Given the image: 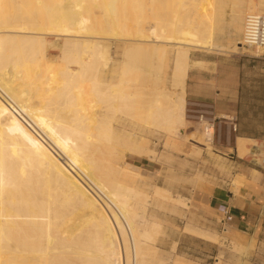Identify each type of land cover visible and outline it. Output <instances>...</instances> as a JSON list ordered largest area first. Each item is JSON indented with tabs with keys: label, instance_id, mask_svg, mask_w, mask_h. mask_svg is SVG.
<instances>
[{
	"label": "bare ground",
	"instance_id": "obj_1",
	"mask_svg": "<svg viewBox=\"0 0 264 264\" xmlns=\"http://www.w3.org/2000/svg\"><path fill=\"white\" fill-rule=\"evenodd\" d=\"M228 7L246 35L264 0H0V264L159 262L151 206L187 203L140 170L125 183L128 157L172 163L185 140L210 147L202 130L186 136L185 81L192 50L229 51L214 40ZM111 40L131 43L120 62Z\"/></svg>",
	"mask_w": 264,
	"mask_h": 264
},
{
	"label": "crops",
	"instance_id": "obj_2",
	"mask_svg": "<svg viewBox=\"0 0 264 264\" xmlns=\"http://www.w3.org/2000/svg\"><path fill=\"white\" fill-rule=\"evenodd\" d=\"M232 14L226 8L223 31L214 39L217 48L228 52L191 51L185 98L187 106L237 114L238 133L231 145L199 148L184 141L172 167L163 169L159 185L187 203L169 205L176 212L157 210L165 220L158 246L170 258L166 264H176L177 256L183 258H177L182 261L177 264H264V169L254 153L242 155L239 148L264 144V52H235L234 44L244 33H234ZM226 209L233 214L230 222L223 221ZM186 223L212 237L186 231Z\"/></svg>",
	"mask_w": 264,
	"mask_h": 264
},
{
	"label": "rangeland",
	"instance_id": "obj_3",
	"mask_svg": "<svg viewBox=\"0 0 264 264\" xmlns=\"http://www.w3.org/2000/svg\"><path fill=\"white\" fill-rule=\"evenodd\" d=\"M262 12H264V11H262ZM51 33L50 34H44V35L47 37V39H49V40L51 39L52 41H53V39H59V38H61V36H64L65 35L63 33H59V34L57 33L58 35L56 34V32H51ZM130 45H131V43H126L124 41L111 40V50H112V55L114 57V60L117 61V62L122 61L126 57L125 51H126L127 47H129ZM237 45L238 46H241V44H237ZM248 49H250V51H252V52H254L256 54L262 53L259 49H256V50L251 49V48H248ZM248 49L247 48L246 49L245 48L244 49H238V47L236 48V46H234V50L235 51H248ZM56 50L57 49L52 48L50 50V52L53 53V54H55ZM171 56L172 57H171V61H170V66L172 65L173 54ZM172 75H173V71H172V68L171 67H168L165 70V72L162 74L163 85L166 86L168 89H171V90L173 89V87H175V83L173 82L174 79H173V76ZM23 90H24V87L23 86H20V87L17 88V91L18 92L25 94V91H23ZM0 97H1V93H0ZM1 98L3 100L5 99L3 96ZM190 108H192L191 105H188L187 106L185 104L186 120H187L186 121L187 129L185 131L186 132V136L188 135L189 136L188 138H190V137H192V136H194L196 134V136L199 137L198 132H199L200 129L198 127H194L193 126V123L191 122V120H193V119L191 117H189V115L192 113V112H190L188 110ZM153 139H154L153 142H154V144H156L157 149L158 150H161L163 148V147H161L162 146V140L157 139V138H153ZM185 141H187V143L189 145H191L193 147H196V146H194L191 143V142H193L192 140H185ZM158 142H160V143H158ZM256 144L258 145L257 146L258 151H257V153H254L256 155L255 159L257 160V162L261 163L262 162V159L264 157V144L263 143H259V142L256 143ZM255 149H256V146H255ZM249 158L252 159L251 156H249ZM128 161H130L136 167H134V168L133 167H128L126 169L125 175H124V182L127 183V184H134V183L138 182L139 181V178H140L139 177L140 176L139 175V172L141 171L142 174L145 175V177H146V184L149 185V188H152L154 186H157L159 184H162V179L164 178L162 176V173H166V172L163 171V169H168V168L172 167V163H169V162H167V160L162 159V158L160 160L151 161V160H149L147 158H144V157L143 158L128 157ZM172 162H173V160H172ZM168 165H171V166H168ZM138 167H140V168L137 169ZM166 178H168V177H166ZM83 180L84 179L82 178V181ZM84 184L86 185V187H88V189H90L92 192H94V194L96 195L97 198L100 197L98 193L97 194L95 193L97 191H93V189L88 185V183L86 181L84 182ZM166 188H169V187H166ZM98 199L100 200L101 197L98 198ZM100 202H102V201L100 200ZM185 203H186V200H185ZM169 205H172L173 206V205H181V204L173 203V202L170 201V202H167L164 205V207H155V205L151 206L152 211H154L157 214V217L164 223V225H165V220L162 219L158 215L157 210L158 209H163V210H171V211L176 212V210L174 208L173 209H170L169 208ZM181 206H183V205H181ZM185 206H187V205H185ZM190 232H192V231H190ZM164 233H165V229H164ZM161 236H163V235H160L158 237L157 241H155L153 243L156 246V248L158 249V251H159V253H158L159 262L158 263H155V264H166L167 261L170 260L169 257L165 256L162 253L161 249L158 246V243H159V240H160V237Z\"/></svg>",
	"mask_w": 264,
	"mask_h": 264
},
{
	"label": "built area",
	"instance_id": "obj_4",
	"mask_svg": "<svg viewBox=\"0 0 264 264\" xmlns=\"http://www.w3.org/2000/svg\"><path fill=\"white\" fill-rule=\"evenodd\" d=\"M246 47L251 49H259L264 47V12L250 13L246 19ZM188 109L192 112L189 117L193 120L194 127H198L209 137V143L213 145H231L238 133L239 117L237 114H218L210 106L192 105ZM260 167L264 169V157ZM233 220V214L229 210H225V219L223 221L230 222Z\"/></svg>",
	"mask_w": 264,
	"mask_h": 264
}]
</instances>
